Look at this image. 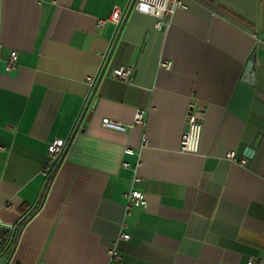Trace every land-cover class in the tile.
I'll list each match as a JSON object with an SVG mask.
<instances>
[{"label":"crops","instance_id":"0c3cea01","mask_svg":"<svg viewBox=\"0 0 264 264\" xmlns=\"http://www.w3.org/2000/svg\"><path fill=\"white\" fill-rule=\"evenodd\" d=\"M133 2L0 0V224L18 230L43 195L0 264H107L112 244L116 264L264 256V0H184L159 28ZM128 65L131 80L111 74ZM191 107L195 153L179 149ZM131 188L146 205L128 204Z\"/></svg>","mask_w":264,"mask_h":264},{"label":"built area","instance_id":"2783aa9c","mask_svg":"<svg viewBox=\"0 0 264 264\" xmlns=\"http://www.w3.org/2000/svg\"><path fill=\"white\" fill-rule=\"evenodd\" d=\"M133 7L136 11L151 14L156 18L155 26L161 27L165 21V17L171 15L178 8H186V3L184 0H134ZM122 11L119 7L115 6L108 20L112 21L114 24L118 25L121 22ZM104 20L100 19L99 22ZM17 60V52L15 50L11 51L6 63V70L10 71L15 67ZM160 65L166 68L171 67L170 60H161ZM131 66H118L112 69L111 74L122 80H131ZM89 82H93V78H88ZM133 123L143 125L145 123V111L143 109H136L134 114ZM187 128L183 132L180 138L179 149L182 152L195 153L199 149L200 137L203 126V112L200 109H194L191 107L186 114ZM103 126L114 128L117 130H125L126 125L117 122L108 117L102 118ZM144 142L147 140L144 138ZM66 141L63 138H53L47 146V153L51 160L55 161L62 151L64 150ZM226 156L234 161H239L241 164L246 163V158H237L233 150H229ZM51 165L47 164L43 170L44 175H48L51 170ZM139 177L136 176L134 181H139ZM128 200L129 205H146L147 199L142 191L137 188H131L124 194ZM119 237L127 239L129 235L125 232H121ZM109 259L107 264H116L120 259V254L116 250L115 246L112 244L108 248ZM246 264H264V256L259 258L249 257Z\"/></svg>","mask_w":264,"mask_h":264},{"label":"trees","instance_id":"16d2710c","mask_svg":"<svg viewBox=\"0 0 264 264\" xmlns=\"http://www.w3.org/2000/svg\"><path fill=\"white\" fill-rule=\"evenodd\" d=\"M65 150H66V147L64 148V150L62 151L60 156L54 161L52 168L46 177V188L50 184L52 177H53V175H54V173H55V171L59 165V161H60L63 153L65 152ZM42 200H43V195H42L39 203L37 204V206L33 209V211L29 212L28 214L22 215L21 221L18 225V230H15V228L11 229L10 227H8L6 225L0 224V252L7 250L9 248H13V246L16 242L19 230L39 210V208L41 207L40 205L42 203Z\"/></svg>","mask_w":264,"mask_h":264},{"label":"water","instance_id":"95a60500","mask_svg":"<svg viewBox=\"0 0 264 264\" xmlns=\"http://www.w3.org/2000/svg\"><path fill=\"white\" fill-rule=\"evenodd\" d=\"M252 63H253V56H252L251 60H250L249 63H248V69L252 66ZM251 151H252V148H248V149H247V153H248V154H249Z\"/></svg>","mask_w":264,"mask_h":264}]
</instances>
